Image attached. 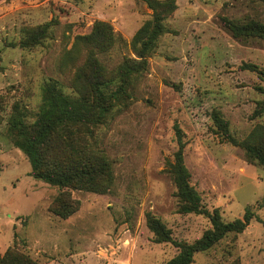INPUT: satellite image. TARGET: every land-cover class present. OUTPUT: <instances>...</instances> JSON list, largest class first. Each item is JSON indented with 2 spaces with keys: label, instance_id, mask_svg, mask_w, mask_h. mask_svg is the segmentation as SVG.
I'll list each match as a JSON object with an SVG mask.
<instances>
[{
  "label": "rangeland",
  "instance_id": "obj_1",
  "mask_svg": "<svg viewBox=\"0 0 264 264\" xmlns=\"http://www.w3.org/2000/svg\"><path fill=\"white\" fill-rule=\"evenodd\" d=\"M175 1L177 8L165 21L168 32L148 57L145 76L95 129L113 167L111 190H72L81 205L64 219L49 209L59 187L31 175L27 155L8 135L14 105L25 107L32 121L48 79L71 92L74 66L62 67V57L96 20L109 22L121 37L99 54L108 68L136 58L131 40L153 10L145 0H0V253L13 246L40 264H161L174 257L179 249L173 242L153 240L148 213L179 242H194L211 227L205 215L178 210L167 169L180 129L185 164L204 206L219 208L226 221L242 217L248 206L254 211L242 233L196 253L191 264H264V166L222 138L211 117L219 110L238 140L264 125V81L242 67L264 68V38H236L222 21H264V2ZM51 20L55 26L41 44L18 45L24 29Z\"/></svg>",
  "mask_w": 264,
  "mask_h": 264
},
{
  "label": "trees",
  "instance_id": "obj_2",
  "mask_svg": "<svg viewBox=\"0 0 264 264\" xmlns=\"http://www.w3.org/2000/svg\"><path fill=\"white\" fill-rule=\"evenodd\" d=\"M152 8V18L138 29L131 40L136 55L125 57L115 68H108L99 54L110 51L121 38L113 26L96 20L90 32L76 35L70 49L62 57V67L74 66L71 92H66L57 79H48L42 89V103L30 120L27 109L16 103L8 122V135L23 151L31 164V175L52 186L60 193L51 202L50 211L67 219L79 210L81 202L74 199L72 190L106 194L114 182L111 161L97 143L95 129L112 117L119 105L129 98V88L145 76L148 57L155 50L160 37L168 32L165 21L177 8L175 0H145ZM264 2V0H262ZM223 24L236 38H264V21L255 18L233 20L222 18ZM55 20L24 29L18 45L24 49L41 44L50 35ZM256 71L264 81V68L251 63L242 65ZM264 90V89H263ZM264 109V104H260ZM261 110H256L255 116ZM211 117L218 134L245 149L248 161L264 166V125H257L244 139L231 133L228 120L219 110ZM178 130V149L167 169L171 176L180 213L203 214L211 227L194 242L175 241L172 231L152 213L147 224L157 243L173 242L179 252L161 264H191L198 252L208 251L228 235L242 233L254 217L248 206L242 217L226 221L219 208H206L202 196L192 184L191 172L184 160L185 141ZM0 264H40L29 254L10 246L0 253ZM231 264H239L233 262Z\"/></svg>",
  "mask_w": 264,
  "mask_h": 264
}]
</instances>
